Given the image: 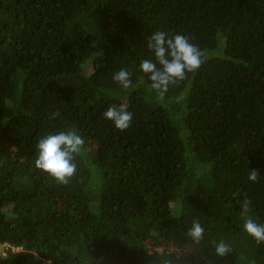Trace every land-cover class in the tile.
<instances>
[{
	"label": "trees",
	"instance_id": "trees-1",
	"mask_svg": "<svg viewBox=\"0 0 264 264\" xmlns=\"http://www.w3.org/2000/svg\"><path fill=\"white\" fill-rule=\"evenodd\" d=\"M155 31L203 53L162 95L139 68ZM120 104L125 130L103 116ZM68 129L59 183L35 145ZM245 204L264 223V0H0V264H264Z\"/></svg>",
	"mask_w": 264,
	"mask_h": 264
},
{
	"label": "clouds",
	"instance_id": "clouds-1",
	"mask_svg": "<svg viewBox=\"0 0 264 264\" xmlns=\"http://www.w3.org/2000/svg\"><path fill=\"white\" fill-rule=\"evenodd\" d=\"M147 48L151 58L142 59L140 70L147 75L150 87L161 95L167 91L170 84L185 78L187 72H195L202 63L203 53L189 38L183 34L169 35L165 31H155L147 38ZM131 72L121 68L113 75L123 88L132 85ZM56 114L54 113L53 116ZM132 113L123 104L109 106L103 113L114 127L125 130L130 126ZM84 145L83 137L75 130L68 129L41 136L36 141L35 167L42 170L59 183H67L76 171L75 156ZM248 179L256 182L258 174L251 170ZM245 219L244 231L257 242H264V223L257 222L247 215V204L243 206ZM205 229L199 220H193L187 229V235L194 243L204 238ZM231 250L230 245L220 240L215 243L214 253L224 256Z\"/></svg>",
	"mask_w": 264,
	"mask_h": 264
}]
</instances>
